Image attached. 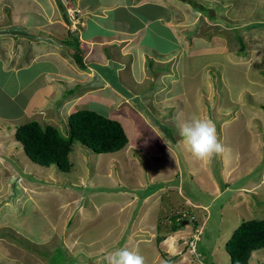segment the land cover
I'll return each mask as SVG.
<instances>
[{"label": "rangeland", "instance_id": "374dc122", "mask_svg": "<svg viewBox=\"0 0 264 264\" xmlns=\"http://www.w3.org/2000/svg\"><path fill=\"white\" fill-rule=\"evenodd\" d=\"M188 1L198 13L194 35L216 50L207 52L197 39L194 53L180 54L169 42L167 55L152 52L160 64H141L145 84L124 82L139 98L143 117L137 120L157 148L146 150L151 139L137 138L131 153L128 144L96 154L76 143L74 168L66 173L35 164L25 152L18 156L8 138L12 130L3 133L14 155L0 150V251L19 264H107L106 255L118 248L137 251L146 264H232L226 243L234 231L264 219V0ZM178 113L212 120L226 146L205 170L195 168L201 163L183 144ZM137 145L141 158L133 155ZM223 168L230 171L229 190L209 193L202 178H214L222 189ZM181 213L188 219L173 231V217ZM250 264H264V249L252 253Z\"/></svg>", "mask_w": 264, "mask_h": 264}, {"label": "crops", "instance_id": "0c3cea01", "mask_svg": "<svg viewBox=\"0 0 264 264\" xmlns=\"http://www.w3.org/2000/svg\"><path fill=\"white\" fill-rule=\"evenodd\" d=\"M71 5L76 22L61 0H0V150L12 157L14 153L4 143L13 137L12 148L18 156H24L15 133L17 127L31 121L43 127L54 126L68 136L70 115L79 110L97 112L95 106L103 116L123 126L129 153L137 138L139 143L151 139V144L144 142L146 150L149 145L157 148L155 139L144 133L146 124L137 120L143 117L135 104L139 98L124 82L135 87L145 84L147 76L141 64H160L153 54L167 55L169 42L181 47L180 54L185 48L194 53L191 47L197 39L208 47L207 52L215 51L212 44L194 35L198 13L188 0H71ZM176 97L184 98L181 94ZM128 109L138 114L132 115ZM10 130L11 137L3 138V133ZM151 131L159 136L156 128ZM134 150L133 155L139 153L141 158V149ZM145 153L149 156L148 151ZM175 156L173 153L170 157L172 161ZM171 166L177 169L175 164ZM198 167L205 170L206 164ZM223 173L226 182L222 189L214 178H202L209 193L218 190L222 195L229 190L230 171L223 168ZM175 174L182 176L183 171ZM0 264H19V260L12 259L3 248Z\"/></svg>", "mask_w": 264, "mask_h": 264}, {"label": "trees", "instance_id": "16d2710c", "mask_svg": "<svg viewBox=\"0 0 264 264\" xmlns=\"http://www.w3.org/2000/svg\"><path fill=\"white\" fill-rule=\"evenodd\" d=\"M78 63L82 65L80 60ZM69 126V135L65 136L54 126L43 127L37 121H31L17 127L15 139L35 164L46 168L56 166L66 173L74 168L70 155L76 143L96 154H113L129 144L125 130L118 121L93 110L74 112L69 117ZM173 218V231H180L182 223L188 219L182 213ZM263 249L264 219L243 222L226 243L232 264H250L252 253Z\"/></svg>", "mask_w": 264, "mask_h": 264}, {"label": "clouds", "instance_id": "9594fccd", "mask_svg": "<svg viewBox=\"0 0 264 264\" xmlns=\"http://www.w3.org/2000/svg\"><path fill=\"white\" fill-rule=\"evenodd\" d=\"M175 119L183 144L197 162L210 164L216 157L226 152V146L220 140L212 120L198 115L182 119L179 113ZM164 142L167 145L170 143L167 140ZM105 260L107 264H146L142 255L128 248H118L108 253Z\"/></svg>", "mask_w": 264, "mask_h": 264}, {"label": "built area", "instance_id": "2783aa9c", "mask_svg": "<svg viewBox=\"0 0 264 264\" xmlns=\"http://www.w3.org/2000/svg\"><path fill=\"white\" fill-rule=\"evenodd\" d=\"M62 3L64 4V6L67 8L68 10V13H69V16L71 18V20L73 22H76L78 20L77 16H76V13L74 12V9L71 8L72 5H71V0H62ZM194 240V239H193ZM196 241H198L197 239H195ZM195 241V242H196Z\"/></svg>", "mask_w": 264, "mask_h": 264}]
</instances>
